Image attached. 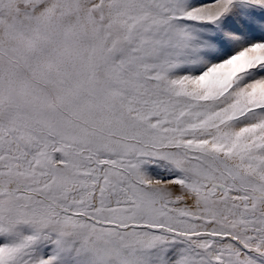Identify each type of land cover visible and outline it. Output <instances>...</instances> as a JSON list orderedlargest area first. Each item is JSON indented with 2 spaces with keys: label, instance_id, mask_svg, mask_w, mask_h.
<instances>
[{
  "label": "snow or ice",
  "instance_id": "snow-or-ice-1",
  "mask_svg": "<svg viewBox=\"0 0 264 264\" xmlns=\"http://www.w3.org/2000/svg\"><path fill=\"white\" fill-rule=\"evenodd\" d=\"M0 264H264V0H0Z\"/></svg>",
  "mask_w": 264,
  "mask_h": 264
}]
</instances>
